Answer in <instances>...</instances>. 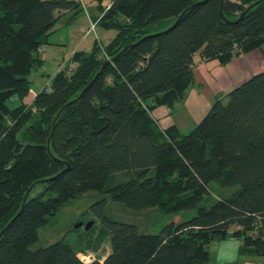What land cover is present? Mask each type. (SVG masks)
Listing matches in <instances>:
<instances>
[{
  "label": "trees",
  "instance_id": "1",
  "mask_svg": "<svg viewBox=\"0 0 264 264\" xmlns=\"http://www.w3.org/2000/svg\"><path fill=\"white\" fill-rule=\"evenodd\" d=\"M78 3L0 0V231L42 180L0 235V264H208L206 245L227 237L240 240L239 253L264 255V70L214 99L188 133L151 114L186 97L195 57L225 63L264 43V0H112L98 23L116 36L74 51L31 103L9 108V97L27 93L60 11ZM90 191L101 198L89 229L29 249L48 216ZM106 197L196 214L140 233L103 214Z\"/></svg>",
  "mask_w": 264,
  "mask_h": 264
},
{
  "label": "rangeland",
  "instance_id": "2",
  "mask_svg": "<svg viewBox=\"0 0 264 264\" xmlns=\"http://www.w3.org/2000/svg\"><path fill=\"white\" fill-rule=\"evenodd\" d=\"M112 0H79L76 7L66 8L60 11L53 31L48 35V43L40 49V56L43 61L40 66L33 67L27 74L30 81L29 89L25 96L19 98L17 94L6 100L9 108H14L20 103H31L36 93L50 86L52 76L59 70L71 66V55L74 51H91L96 42L105 44L117 34L115 27H106L98 23L102 9H105ZM122 21L123 19H119ZM161 26H154L152 29H160ZM196 64L198 58L195 57ZM207 62V61H206ZM205 77L207 82H203L202 89L194 92L191 101L185 97L171 107L170 114L165 111L164 115L170 116V120L177 125L178 132L188 133L196 123L204 116L211 107L203 105L200 98L209 97V93L216 95L215 99L226 101L227 93L248 79L252 75L264 70V43L251 51L233 56L229 61L221 63L218 59L209 60ZM213 62V63H212ZM75 66V64L73 65ZM189 90L186 93L188 94ZM158 108V107H155ZM152 116L155 115L151 112ZM158 119V118H157ZM159 125L167 127L165 122L157 120ZM115 176L110 180L113 183ZM42 186L38 185L33 193H38ZM210 189L214 195H220V189L211 183ZM96 191L87 192L77 198L70 199L55 214L48 216L44 225L37 229V240L29 245V249L35 250L39 247L49 245L61 239L67 242H74L78 233L83 232L84 223L96 217L91 206L101 197ZM45 194V197H48ZM103 214L111 219L132 223L137 226L140 233H157L165 224L169 222L178 223L187 220L196 214V210H183L179 212H163L157 206L147 209H134L121 202H114L106 197ZM206 205H209L206 203ZM97 218V217H96ZM95 220L97 221L98 218ZM83 221V224L74 231V225ZM74 229L73 231H70ZM240 240L235 237L214 240L206 245L209 252L208 264L218 262H236L239 264H264V255L258 256L260 259H251V254L239 253ZM109 243L105 241L99 253L108 252ZM95 254L86 251L79 254L86 261H90ZM249 255V256H248Z\"/></svg>",
  "mask_w": 264,
  "mask_h": 264
},
{
  "label": "crops",
  "instance_id": "3",
  "mask_svg": "<svg viewBox=\"0 0 264 264\" xmlns=\"http://www.w3.org/2000/svg\"><path fill=\"white\" fill-rule=\"evenodd\" d=\"M213 63V62H212ZM210 62L209 60L206 61H202L199 62V64L197 63L195 65V67L193 68V76H194V82L193 84L189 87V92L187 94V98L188 101H191L192 99V95L194 92H198L199 89L204 88L203 87V82H207L206 77H205V73H207L208 67L210 66ZM216 98V95H214L213 93H209V97H203L200 98L199 101H201L203 103V105L208 106L210 103H212V101ZM165 111L168 112L170 114L171 109L168 108V110L164 107V105L158 106V108H154L151 112H154L155 115L153 116L156 120H163L166 124V126L169 125H175L177 127V125L175 123H172L173 121L170 120V116L169 114L166 116ZM152 114V113H151ZM158 118V119H157ZM249 256V255H248ZM251 259H256V261H259V257L258 256H250Z\"/></svg>",
  "mask_w": 264,
  "mask_h": 264
},
{
  "label": "water",
  "instance_id": "4",
  "mask_svg": "<svg viewBox=\"0 0 264 264\" xmlns=\"http://www.w3.org/2000/svg\"><path fill=\"white\" fill-rule=\"evenodd\" d=\"M179 18H180V16L168 27V28H166L165 30H168V29H170V28H172L177 22H178V20H179ZM115 57H113V58H111L110 60H107L105 63H107V62H111L113 59H114ZM98 75V73L95 75V77ZM95 77L87 84V86L84 88V89H86L91 83H92V81L95 79ZM69 103V102H68ZM67 103V104H68ZM67 104H65L64 105V107L67 105ZM63 109V107L59 110V112L56 114V116L54 117V119H53V125H52V128H51V130H50V133H49V135H48V139H47V143H46V146H47V148H49V140H50V137H51V135H52V133H53V129H54V124H55V120H56V118H57V116H58V114L60 113V111ZM42 180H38V181H36V182H33L29 187H28V189L25 191V193H24V195H23V198H22V202H21V205H20V208H19V210L17 211V213H16V215L1 229V231H0V235L3 233V231L8 227V225L10 224V222L11 221H13L14 220V218L16 217V216H18L20 213H21V211H22V209H23V205H24V202H25V200H26V198H27V196H28V194H29V192H30V190H31V188L36 184V183H38V182H41ZM83 224V221H79V222H77L75 225H74V227L75 228H77V227H79V226H81ZM92 224H93V220H88L87 222H85L84 223V229H89L91 226H92Z\"/></svg>",
  "mask_w": 264,
  "mask_h": 264
},
{
  "label": "built area",
  "instance_id": "5",
  "mask_svg": "<svg viewBox=\"0 0 264 264\" xmlns=\"http://www.w3.org/2000/svg\"><path fill=\"white\" fill-rule=\"evenodd\" d=\"M79 254H81V253H79ZM81 257H82V256H81ZM81 257H80V258H81ZM81 259H82V260H84V261H86V259H84V257H83V258H81Z\"/></svg>",
  "mask_w": 264,
  "mask_h": 264
}]
</instances>
